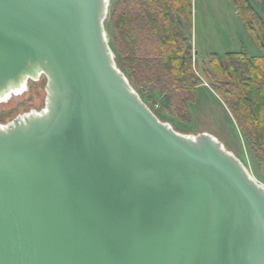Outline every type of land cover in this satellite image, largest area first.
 I'll return each mask as SVG.
<instances>
[{"label":"water","instance_id":"1","mask_svg":"<svg viewBox=\"0 0 264 264\" xmlns=\"http://www.w3.org/2000/svg\"><path fill=\"white\" fill-rule=\"evenodd\" d=\"M108 0H0V264H264V186L208 132L175 131L117 66Z\"/></svg>","mask_w":264,"mask_h":264},{"label":"trees","instance_id":"2","mask_svg":"<svg viewBox=\"0 0 264 264\" xmlns=\"http://www.w3.org/2000/svg\"><path fill=\"white\" fill-rule=\"evenodd\" d=\"M231 2L264 51L263 20L248 0ZM109 25L108 43L116 64L141 99L149 106L157 104L153 95H160L169 114L187 117L198 83L184 34L192 27V0H120L112 8ZM209 65V81L225 100L264 175V54L213 53Z\"/></svg>","mask_w":264,"mask_h":264},{"label":"rangeland","instance_id":"3","mask_svg":"<svg viewBox=\"0 0 264 264\" xmlns=\"http://www.w3.org/2000/svg\"><path fill=\"white\" fill-rule=\"evenodd\" d=\"M118 1L120 0H108L104 27L109 41L112 37L109 15ZM248 1L264 22V0ZM184 34L191 46L194 71L198 78L196 98L188 104V115L178 117L169 114V105L157 94L153 95L157 104H149V108L159 114L160 120L170 124L179 133L195 135L208 132L216 137L226 150L241 161L249 174L264 186L262 166L233 119L222 95L209 81L210 54L223 56L226 52L244 51L248 55L258 56L263 55L264 51L244 25L231 0H193L192 28L184 29ZM45 83L46 78L43 75L36 80L27 79L23 91L12 92L5 100L0 101V126L11 122L17 115L43 110Z\"/></svg>","mask_w":264,"mask_h":264},{"label":"bare ground","instance_id":"4","mask_svg":"<svg viewBox=\"0 0 264 264\" xmlns=\"http://www.w3.org/2000/svg\"><path fill=\"white\" fill-rule=\"evenodd\" d=\"M25 89V85L23 84V86L21 87V88H19V89H16V90H14V92L13 93H20L21 91H23ZM11 94V93H10ZM10 94H8L3 100H5Z\"/></svg>","mask_w":264,"mask_h":264},{"label":"crops","instance_id":"5","mask_svg":"<svg viewBox=\"0 0 264 264\" xmlns=\"http://www.w3.org/2000/svg\"><path fill=\"white\" fill-rule=\"evenodd\" d=\"M192 16H193V0H192ZM192 28V27H191Z\"/></svg>","mask_w":264,"mask_h":264}]
</instances>
